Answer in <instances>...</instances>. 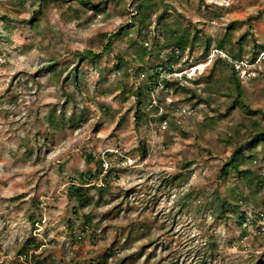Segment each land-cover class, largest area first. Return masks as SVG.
<instances>
[{"label":"rangeland","instance_id":"1","mask_svg":"<svg viewBox=\"0 0 264 264\" xmlns=\"http://www.w3.org/2000/svg\"><path fill=\"white\" fill-rule=\"evenodd\" d=\"M198 1L176 0L175 7L189 19ZM205 1L215 7L191 17L204 34L213 39L234 22L228 43L236 50L248 21L264 44V0ZM30 3L0 0V264H254L264 258V223L243 235L236 218L216 220L205 209L214 189L226 194L219 173L224 157L215 149L218 132L201 139L200 146L211 153L202 157L193 138L176 129L197 131L216 105L191 110L178 94L171 98V130L164 133L154 125L134 130L133 100L120 104L110 88L116 76L130 73L121 64L115 70L116 51L106 47L120 25L132 22L116 16L111 5L109 16L100 17L75 4L76 20L65 23L63 13L71 2L50 7L40 34L34 35L26 21L38 4ZM4 13L9 19H3ZM243 42L247 50L249 38ZM214 48L213 43L209 58L186 71L189 78L203 75L198 89L204 87ZM91 53L100 60H84L77 67L78 58ZM199 54L196 50L194 56ZM54 62L58 79L44 69ZM215 72L219 91L228 79ZM235 72L251 106L264 109V51L254 65H237ZM106 88L105 94L99 92ZM86 89L92 101L86 100ZM214 98L223 101L219 92ZM230 121L231 116L219 127ZM139 141L149 146L145 160L136 151ZM114 151L119 160L125 155L117 179L109 188L90 190L91 204L79 209L68 198L69 185L97 167L86 165L84 155L104 157ZM258 155L264 164V149ZM186 162L191 164L184 168ZM190 191L189 198H181ZM261 198L264 203V192ZM246 208L248 215L254 211L251 205ZM31 237L35 240L24 256ZM35 243L42 246L33 248Z\"/></svg>","mask_w":264,"mask_h":264},{"label":"trees","instance_id":"2","mask_svg":"<svg viewBox=\"0 0 264 264\" xmlns=\"http://www.w3.org/2000/svg\"><path fill=\"white\" fill-rule=\"evenodd\" d=\"M20 6L30 3L34 6L37 2V9L33 13L26 26L34 35H39L42 27V19L48 14L50 7L63 8L67 3L63 16V22L69 23L76 20L77 10L74 5L87 10L93 16L108 17V6L120 18L131 21L130 27L123 28L122 25L116 29L107 39V49L114 47L116 64L115 70L121 64L126 67L130 76L126 78L115 77L110 83L113 92H117L120 104L133 100L132 119L134 130L140 128L148 129L150 125L156 128H163L164 133L171 130V109L175 105L173 96L182 94V102L189 105V109L204 105L211 108L212 114L205 115L199 129L195 132L179 130L184 136L192 137L194 143L204 154L211 155L205 147H201V139L207 132H218L215 145L217 154L223 155L224 161L220 166L219 173L223 179L225 195L218 189L212 192L211 200L206 204V210L216 220L225 221L231 216L237 219L238 228L241 234L245 235L256 223H264V203L262 195L264 192V164L259 162V151L264 149V109L253 108L248 102L241 80L235 72V67L242 65H254L259 54L264 51V44L258 43L257 37L252 31L251 24L247 21L245 32L237 41L236 50L230 47L228 41L233 35L234 22L229 23L223 35L211 38L204 34L203 29L191 23V17L201 15L206 8L211 11L215 3H206L199 0L194 13L189 19L175 7L176 0H18ZM128 6V7H127ZM8 13H4V20L9 19ZM112 14V13H111ZM249 38L250 44L247 50L244 49V40ZM214 43V56L210 61L208 75L204 78V87L201 85L203 75L196 79L187 76V70L198 65L199 61H206L211 53V45ZM200 50L199 58L194 55ZM126 55V56H125ZM89 56H80L78 65L88 60L95 64L100 60L99 54L91 53ZM245 62V64H244ZM59 66L57 62L50 63L48 74L54 75L57 79L60 71H55ZM75 67L73 81L76 83L78 68ZM226 74L227 84L217 91L218 78L214 79V73ZM179 75V76H178ZM221 81V79H220ZM101 94H105L108 88ZM98 90H95L97 95ZM222 96L223 101L215 102L214 95ZM87 101H92L93 96L89 90H84ZM98 93V95H101ZM203 93H209L204 97ZM66 96V94L64 95ZM68 96V94H67ZM82 116V115H81ZM80 116V117H81ZM231 121L222 128L219 122ZM119 123V122H118ZM163 144H168L164 140ZM136 151L139 158L145 160L149 156V146L146 141H139ZM117 151L104 153V157L87 153L84 155L86 165H96L93 173L88 172L87 177H81L79 183H71L68 188L69 200H75L79 209L89 206L92 202L90 190L109 188L113 179H117V166L125 164L123 159H117ZM120 156V155H119ZM191 162H186L185 167ZM241 167H244L243 169ZM106 170V171H105ZM105 172V173H104ZM176 178V177H175ZM235 182L234 186L227 187L229 182ZM193 191V190H192ZM191 191L182 196V199L189 198ZM251 205L253 210L249 215L247 206ZM120 210V207H116ZM145 222L139 224L138 228L133 227L130 234L139 231ZM264 230V229H263ZM34 238L28 239L23 249L26 252L32 248L30 245ZM42 243H35L33 248L38 249ZM122 261L119 263L121 264ZM102 264H105L103 261ZM254 264H264V258H260Z\"/></svg>","mask_w":264,"mask_h":264}]
</instances>
